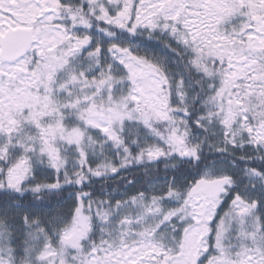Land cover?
<instances>
[{
  "label": "snow or ice",
  "instance_id": "snow-or-ice-1",
  "mask_svg": "<svg viewBox=\"0 0 264 264\" xmlns=\"http://www.w3.org/2000/svg\"><path fill=\"white\" fill-rule=\"evenodd\" d=\"M0 264H264V0H0Z\"/></svg>",
  "mask_w": 264,
  "mask_h": 264
}]
</instances>
